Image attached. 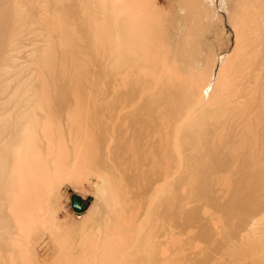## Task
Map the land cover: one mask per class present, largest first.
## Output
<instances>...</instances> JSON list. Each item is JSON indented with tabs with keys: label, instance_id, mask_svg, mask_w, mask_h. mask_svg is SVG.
I'll use <instances>...</instances> for the list:
<instances>
[{
	"label": "bare ground",
	"instance_id": "bare-ground-1",
	"mask_svg": "<svg viewBox=\"0 0 264 264\" xmlns=\"http://www.w3.org/2000/svg\"><path fill=\"white\" fill-rule=\"evenodd\" d=\"M155 1L173 4L175 7L173 12L175 20L171 19L165 27L161 19L167 18V13L160 11L161 13L155 14L152 9H149V2L155 4ZM107 6L110 19L108 28H105L104 33L102 29L101 34L97 28L98 24L91 18L92 24L89 22V25L93 26V23H96L97 29H92L98 32L93 34L89 26L90 36L94 35L97 38L98 35L102 38H99L100 40L89 38L91 41L85 45L89 49L94 48L95 45L100 47V50H104L105 53L102 52V54L109 56V59L106 57V61H110V56L111 62L115 58L122 57L110 65L111 72L108 71V73L114 80L110 88L112 97L105 101L103 106H97V109L90 113H88L89 107L84 108L87 102H83L82 99L88 97L93 102L94 90L87 91L88 87L81 86L83 77L88 75L82 74V77L80 73L79 77V71L76 70L78 68L75 66L77 62L80 63L77 61L79 58L77 60L74 58L77 62L72 59L71 61H75L76 75L82 79L78 88L80 93L85 94V96L80 94L81 102L85 104L79 102L80 105H78L77 102L72 105L75 95H69L71 97L68 98L73 103L69 102L66 105L68 108L65 107L66 111L63 110L65 105L60 108L61 112L67 113L63 112L72 123L71 126L69 124L68 130L64 131L65 129L61 127L54 131L48 130L46 125L52 119V113L46 116L45 109L43 115L37 114L36 111L28 113L27 110L25 114L18 107L17 111L19 110L18 112H22L23 114H20L25 116H19L13 121L12 113H7L6 110L4 112V108L2 110L0 106V203L5 205L7 202L8 205L5 206L8 208V215L3 214L7 217L4 216L5 219L2 217V211L0 220L3 218L5 221L12 217L9 221L14 223L13 231L16 229L22 235L32 222L37 221L40 210H47L46 212L51 210L49 205L53 202L52 192L56 187L54 174L72 165L85 162L93 166L91 169L95 171L105 187L108 203L101 218L92 222L91 231L88 233L90 235L86 234L87 238L83 239L88 244L80 243L84 245L82 247L79 245L78 247L81 248L75 251L83 258L78 262L68 260V264H173L177 257L176 229L180 213L177 182L186 175L184 169L178 170V164L188 158L199 159L202 154L204 155L202 157H205L207 153L213 158L217 154L216 146L221 147L222 151L235 152L241 145L248 144L256 148L258 146L264 153V0H110ZM106 7H103L104 10ZM217 9L231 10L233 15L231 19L235 18L240 26L236 37L242 36L245 41L243 48L246 47L227 73V60L224 61L219 56L211 70L205 69V63L199 52L201 48L198 46V49L200 48L198 50L194 41L193 44L190 41L193 39L190 38L193 37L191 32L194 30L191 24L192 27L197 24H193L192 21H199L197 18H203L204 21L209 18L213 21L220 16ZM44 19L45 17L42 20ZM44 21L43 23H46ZM60 21L63 25L62 19ZM87 24L84 25L87 26ZM189 30L190 38L185 32ZM74 37L77 38V36ZM150 38L152 42L157 39L155 48L148 43ZM186 39H190L191 44L189 42L185 44ZM78 53L81 54V51ZM88 55L87 62L91 60ZM100 57L103 56L96 57L95 64L99 63ZM10 58V54L6 55L0 64V78L4 77L5 71L9 69ZM40 60L43 63L42 66L46 68L45 71L49 70L46 55ZM47 60L51 62L53 59L48 57ZM100 61L102 63L105 60ZM84 63L81 64H84L83 68L88 71L86 67L88 65ZM91 64L93 69L94 64ZM102 64L105 65L104 62ZM79 70L84 72L82 68ZM94 75L95 72L91 78ZM85 78L84 82L88 84ZM104 78L109 77L104 76ZM93 83L95 82L91 84ZM45 96L46 93L43 92L42 98L45 99ZM1 102L6 103V101ZM37 107L39 110L44 108V105H37ZM81 109L86 115L79 113ZM56 112L55 110L54 115ZM56 115L59 117L60 114ZM206 116L213 117V119L210 118L211 120H208V117L207 121L204 120L206 127L213 131L210 132L212 134L203 136L205 146L199 149L189 136L194 129L199 130L198 133L203 132L200 122ZM8 119L9 122H7ZM11 121L13 126L9 124ZM208 121H211L212 127L216 128H210ZM253 121H256V129L260 135L254 138V141L244 136L238 138L239 140H236V137L231 141L230 139L221 140L222 134L218 137L219 132L224 133L227 130L239 134L249 131L253 128ZM91 122H95L92 130L88 128ZM197 131H193V134H197ZM204 131L206 133L205 128ZM216 136L219 139H216ZM235 136L234 134L233 137ZM67 142L71 145H67ZM197 150L202 153L199 152V154ZM233 155L229 165H232V160L238 161V157ZM222 157L215 156L218 160ZM248 158L253 162L259 160L260 156L254 158L250 154ZM206 160L209 161V159ZM214 160L217 159L213 158ZM226 160L224 161L227 162ZM222 161L217 163L221 164ZM192 163L189 162V165ZM215 165L212 167L217 168L218 166ZM250 165L253 164L250 163ZM223 167H221L222 170ZM231 167L232 169L224 172L219 169L220 177L223 176L222 180L230 176L229 173L234 172L235 169ZM224 173L225 177L222 175ZM209 174L211 175V172ZM258 184L264 192V177L260 178ZM235 199H237L234 201L236 203L232 202L234 208L238 209L235 216L242 217L243 229H235L232 226L230 228L225 224L226 229L227 226L229 227L226 239L231 244L225 247L223 244L218 245L221 250L225 249L229 256L230 261L227 264H264V254H260L264 252V242H260V238L256 236L257 227L264 225V206L262 209L264 195L257 193L255 197ZM244 204L253 207L244 206ZM14 233L17 236L20 235L15 231ZM17 236L11 238L14 243H10L11 240L7 242L14 246L10 253H8L9 250L4 251L6 245L2 248V252L0 251V255L9 256V260L7 257H3L2 260L1 256V264L6 259L11 262L10 257L13 260L16 254L21 256L13 252L17 245L22 246L21 242L20 244L17 242L22 237L19 236L20 239H18ZM251 240L253 241L250 242ZM21 250L22 247L17 248L16 251L22 253ZM11 251L16 254L12 255ZM15 260L16 263L12 261L13 264H17L16 256ZM64 263L67 264V261Z\"/></svg>",
	"mask_w": 264,
	"mask_h": 264
},
{
	"label": "rangeland",
	"instance_id": "rangeland-1",
	"mask_svg": "<svg viewBox=\"0 0 264 264\" xmlns=\"http://www.w3.org/2000/svg\"><path fill=\"white\" fill-rule=\"evenodd\" d=\"M109 3L110 0H0V64L3 62L6 55H11V58L9 59V69L5 71L4 77L0 78V106H2V110L4 108V112L6 110L7 113H12L11 116L13 121L19 118V116H25L21 115L25 112V110H27V112L29 111L28 113H30V111L31 113L33 111H36V113L40 115H43L46 110V116L51 113L52 115H54V112L56 110V114H60L59 117L61 118H59L56 114L54 115L56 117L51 115L52 121L50 120L49 122L52 125H50V123L48 122L46 128L51 131L58 130L59 127H61L63 130L65 129L64 131L68 130L72 123L68 121L67 116L65 115L67 113H65L64 111L61 112L60 110L62 109L60 108L65 105L63 106V110H65V107L66 109H68L66 105H68L69 102L73 103L69 100V98L74 95L75 97H73V99H75L73 100L74 104L72 105H75L77 102V104L80 105L79 102H81L82 99H80V96L83 94L82 92V94L79 92L78 88L79 85H81L80 83H82V79L79 78L80 73L81 75H88L84 77L82 75L83 83L81 86L84 85L85 87H88V90L86 89L87 91L94 90L93 102H91V100L87 96L86 97L90 101L87 100V98H85L84 100L82 99V101L85 103L87 102L89 106L86 104V107V105H84L85 103L83 104V102H81L85 106L84 108L89 107L88 113L96 110L97 106H103V104H105V101L107 102V100L112 97L110 88L112 87L111 84L114 82V80L111 79L113 77L108 73V71L111 72V63H114V61L116 62L118 59H122V57L115 58L114 61L111 62L112 57L110 56V61H106V57L109 59V56L105 55V51L100 50V47H96L94 45V48L92 47L91 49H89L85 46L88 41H91V38L92 40H95L96 38V36L94 35L90 36L91 30H88V27L90 26L89 24L91 23V18L98 24L97 25L96 23H93L94 27L90 26L91 29L95 28L96 30L98 28V31L100 30V33L102 34V31L104 30V33L105 28H108L110 19L108 18L109 8L107 9V4L109 5ZM153 4V2H149L150 7H148L149 9H152V12H154L155 14L161 13L160 11L167 13V18L161 19L164 24L163 27L167 26V24H169L168 22H171V19L172 21L175 20V18L173 19V12L175 10L173 4H164L163 2H156L154 5ZM103 7H106L105 10ZM217 11L220 16L219 18L214 19V22L210 21L209 18L205 19V21L203 20V18H200L202 21L199 18H197V20H199L197 22H195V20L192 21L193 24L197 23L194 25V27H192L193 25L191 24V28H194L195 31H192V29L189 28L192 31L191 34L193 37L189 36L191 35L189 34L190 30L185 32L187 33L188 38L191 37L190 39H193H186L187 41L185 40V44H188V42L190 43V41L191 43L194 41L193 43L196 44L194 45L197 46V49L198 46L201 48L199 52H201L200 54L203 63H205L204 67L206 66L205 69H208V71L212 69L213 65H215L214 62L215 60H217L218 56L224 61L227 60V73L246 47L243 48L245 44L243 37H236L237 31L240 30V26L237 24L239 22L235 21V18H232L233 20L231 19V17L233 16L231 14V10L228 9L223 11L222 9H217ZM168 14L170 17L168 16ZM44 17L46 21H44L45 19L42 20ZM39 19H41L42 21H38ZM61 19L63 21V25L60 21ZM189 19L192 18L189 17ZM36 20L38 22H36ZM43 21L46 23H43ZM39 22H42L43 24ZM57 23L60 24V26ZM83 23L85 25L87 23L88 24L87 26H85ZM98 31L94 32V30L92 29L93 34ZM87 33L89 34V36L87 35ZM86 35L88 37H86ZM74 36H77V38H75ZM48 37H50V39ZM97 38L99 39L100 36L98 37L97 35ZM82 41L85 43L84 45L82 44ZM154 42H152V39L150 38L148 43L155 48L157 45V39H155ZM200 45H202L203 47ZM75 46L79 48H75ZM79 51H81V54L78 53ZM102 52H104V55L102 54ZM45 55L46 64L49 69L47 71H45L46 68L42 66L43 63L40 60L42 59V57H45ZM87 55L88 58L90 57L89 59H91V63L95 65V67L93 65V69L90 61L87 62L86 60ZM96 55L105 57L99 58L100 60H105L102 61V63L104 62L105 64L104 66L98 59L97 60L99 61V63H94V60L96 59V57H98ZM48 57L52 58L53 62H48ZM74 58H76V60L79 58L77 61H80V63L77 62ZM71 59L77 62L75 66L76 68H78L76 70L79 71V77L78 75H76L77 71L75 70L74 66L75 61H71ZM82 60H84V62H86V65H88L86 66L88 67V71L83 68L85 63ZM101 65L103 67H100ZM80 67L84 72H82V70H79L81 69ZM95 68L102 69L97 70ZM93 71L95 72V75L91 78V75L94 74ZM104 76L109 77L111 80L109 78H104ZM76 78L78 79L76 80ZM84 78L86 79V81H88V84L87 82L85 84ZM3 82L5 83L2 84ZM92 82H95L93 83L94 87H92ZM41 92L46 93L45 99L42 98ZM76 94H78V96H76ZM83 96H85V94H83ZM4 100L6 101V103H4L6 104V107L1 102H5ZM7 103L10 104L11 107ZM61 103L63 104L61 105ZM36 104L38 106L44 105V108H40L38 110V107L36 108ZM8 107L13 109V111H11V109ZM18 107L21 108L20 111L23 110V113L18 112L19 110L17 111V109H19ZM7 108L9 109L8 111ZM32 108H34V110ZM56 108L59 110H57ZM50 110L52 112H50ZM79 113H81L82 115H86L83 109H81ZM207 117L208 120L213 119V117L211 118L210 116H206L205 118L202 117L203 119L201 120L203 121L200 122V124L203 132L198 133L199 130L197 131V129H194L191 130V138L189 136V139H193V142H195L194 144H196L199 149L205 144L203 136L212 134L210 133L212 129L209 130V128L206 127L204 123L205 121H207ZM10 118L11 117H9V119ZM9 119L7 122H9ZM210 122L208 123L209 125L207 124L208 126L211 125ZM12 123L13 122L11 121V123L9 124L13 126ZM94 124L95 122L89 123L88 128L92 130ZM256 124V121H253V128H251L249 131L241 132L242 135L241 133L239 134L234 131L228 132L227 130L226 132L224 130L226 134L224 135V131V133L219 132L218 137H220V135L222 134L223 138L221 137V140L224 139L223 141H226L230 139L231 141V139L234 140L236 137V140H239L244 136L245 138L254 141V138L260 137L256 129ZM202 125L205 126L204 128L206 130V133ZM212 126L213 125H211L210 128H216ZM193 131H197V134H193ZM234 134L236 135L235 137H233ZM218 137L216 139H219ZM197 138H199L198 142L196 141ZM67 145L70 146L71 144L67 142ZM216 148L217 154L213 156L214 159H217L216 161H213L212 156H209V153H207V156L205 157H202L203 154L200 155L201 157L199 159L204 158V160H190L188 158L182 161V163L184 162V165H182V163L180 162V164H178L177 166L178 170L180 171H183L184 169L186 175L183 176L182 179H179L177 182V201L180 213L178 228L176 229L178 233L177 257L173 264H227L230 261L229 256L226 253L225 249L221 250V247L218 244H223L224 247L231 244V242L226 239L228 237L227 233H229V227L231 228L232 226L235 229H243L242 217L239 215L235 216L236 211L238 212V209H236V207L234 208L232 202L237 200L235 198H245L250 196L255 197L257 193L264 195L262 188L258 184L260 178L264 177V153L262 152L261 148H258V146L256 148V146H250L248 144L241 145L239 149L237 148L238 150H235V152H226V150L222 151L223 149L221 150V147L217 146ZM196 152L202 153L200 150H197ZM250 154H252L254 158H258L260 156V158H258L259 160L251 162V160H249L248 158ZM217 155L219 157L223 156V161L222 159L218 160V158H215V156ZM232 155L237 156L238 161L232 160V165H229L231 163H229V161ZM206 159H209V161L207 162ZM224 160H226L227 162H225ZM193 161L196 162L192 163ZM218 161L219 163L220 161H222V163L225 162L223 164L225 166L223 167V165H221L222 163L218 164ZM189 162L190 164L192 163V165H195H189ZM206 162L208 163V167ZM210 162L212 163V165L216 164L218 166V169L213 168ZM250 163L253 165H250ZM85 164V162H80L76 165H72L71 167L62 170L57 174H54L56 187L52 192V205H49L51 206V210H49L48 212H46L47 210H40L37 214V216L39 217L37 221L32 222L27 227L26 231L22 233V235L18 233V230L16 229L14 231L20 235L17 236L14 233L12 229L14 228V223L12 221H9V219H11L12 217H10L9 219L7 218L4 221V219L8 215V208H6L8 205L7 202H5V205L4 203H0V215L2 211L3 218L5 216H3V214H7L4 219L1 217L2 219L0 220L1 252L3 250L2 248H4V246L6 245V250L4 249V251L8 252L9 250L8 253H10V250L13 246V244L11 246L10 243H14V240L12 239V241L11 238L17 236L18 239H20V236L22 237L20 241H17V238L15 239L18 244H20L21 242L22 246L17 245L18 247H16L19 249L20 247H22V253L16 251L17 248H14L13 252L19 253L21 254V256H17L16 253H13L11 251L12 255L16 254L15 256L17 257V264H65L64 262L66 261L68 264L70 260L71 262L81 261V259L83 258L82 255L77 254L75 251L80 249L84 244H88L87 241L84 242V238H87L85 237V235L90 233L89 231H91L92 222L101 218L100 216H102L105 212L108 203L107 191L105 187H103V184L97 177L95 171L91 169L93 168V166ZM209 164L211 166H209ZM231 166H233V168L235 169L234 172L229 173L228 175L230 176L228 177H225V173L222 174L225 177L222 180L221 178H223V176L220 177V170H222L221 167L224 168L222 170V172H224L225 170L232 169ZM88 167H90V169ZM248 169L251 170L249 171ZM208 171L209 173L211 172V175L209 173H205L206 175L204 174V172ZM214 171L217 173L214 174ZM203 174L205 177H202ZM208 174L210 177L207 176ZM217 175L219 179L217 178ZM73 195H78L84 200V202L90 203L89 207L83 213H77L73 210L71 200ZM235 203L236 202H234V204ZM244 206L253 207L252 205L248 204H244ZM263 206L264 205H262V209ZM10 223L13 224V226ZM225 224L229 226H227V229ZM256 236L260 238V242H264V225H260L257 227ZM8 240H11L10 243H8L10 245L7 244V242H9ZM252 241L253 240H251L250 242ZM80 243L84 244L81 245ZM79 245L81 246L80 248L78 247ZM260 254H264V252ZM15 256L13 260H11L10 257L11 262H9L7 261L9 256L7 257L6 254L0 255L2 260L3 257H7V259L4 260L3 264H7L8 262L9 264L16 263L14 262L16 261ZM2 260L0 259V264Z\"/></svg>",
	"mask_w": 264,
	"mask_h": 264
},
{
	"label": "water",
	"instance_id": "water-1",
	"mask_svg": "<svg viewBox=\"0 0 264 264\" xmlns=\"http://www.w3.org/2000/svg\"><path fill=\"white\" fill-rule=\"evenodd\" d=\"M71 200L73 210L77 213L84 212L90 204L89 202H84V200L78 195H73Z\"/></svg>",
	"mask_w": 264,
	"mask_h": 264
}]
</instances>
